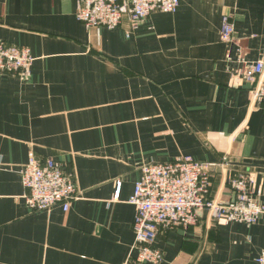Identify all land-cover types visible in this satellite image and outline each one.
Here are the masks:
<instances>
[{
    "label": "crops",
    "instance_id": "obj_1",
    "mask_svg": "<svg viewBox=\"0 0 264 264\" xmlns=\"http://www.w3.org/2000/svg\"><path fill=\"white\" fill-rule=\"evenodd\" d=\"M79 2L0 0V40L35 59L27 80L0 76V264H124L135 244L130 200L151 163L218 164V200L245 173L264 204V113L235 74L264 60V0H180L130 37L128 23L87 30ZM32 156L73 174L80 198L68 212L30 211L21 172ZM155 247L164 264H257L264 216L248 227L202 213Z\"/></svg>",
    "mask_w": 264,
    "mask_h": 264
},
{
    "label": "built area",
    "instance_id": "obj_2",
    "mask_svg": "<svg viewBox=\"0 0 264 264\" xmlns=\"http://www.w3.org/2000/svg\"><path fill=\"white\" fill-rule=\"evenodd\" d=\"M179 6L180 0H80L77 20L89 31L118 30L128 23L126 35L130 37L153 14H175ZM234 35V18L225 16L221 42L233 41ZM34 62L28 48L0 40V76L27 80ZM243 65V70L235 74L250 86L251 106L264 113V60L243 62ZM217 166L185 157L142 167V177L130 200L136 209L135 244L124 264H164L163 252L155 247L158 237L197 226L202 213L219 225L251 227L259 222L264 216V204L259 201L254 183L247 174H236L227 182L231 199L213 197V169ZM21 179L31 212H44L56 206L68 212L71 204L80 198L73 174L66 172L54 159L41 161L32 156L21 172ZM119 193L120 189L116 200ZM256 261L264 264V252Z\"/></svg>",
    "mask_w": 264,
    "mask_h": 264
}]
</instances>
